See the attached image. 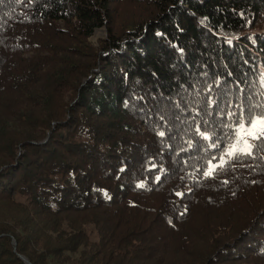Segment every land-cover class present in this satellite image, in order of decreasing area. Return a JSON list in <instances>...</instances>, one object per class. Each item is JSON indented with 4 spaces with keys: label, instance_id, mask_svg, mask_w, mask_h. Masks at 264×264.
Wrapping results in <instances>:
<instances>
[{
    "label": "trees",
    "instance_id": "16d2710c",
    "mask_svg": "<svg viewBox=\"0 0 264 264\" xmlns=\"http://www.w3.org/2000/svg\"><path fill=\"white\" fill-rule=\"evenodd\" d=\"M263 26L264 0H0V264H264V140L220 161L264 112Z\"/></svg>",
    "mask_w": 264,
    "mask_h": 264
},
{
    "label": "snow or ice",
    "instance_id": "6c2138e0",
    "mask_svg": "<svg viewBox=\"0 0 264 264\" xmlns=\"http://www.w3.org/2000/svg\"><path fill=\"white\" fill-rule=\"evenodd\" d=\"M236 107L240 109V112L233 128L235 139L220 149L222 152L220 156L221 163L225 161L226 156L253 155L252 149L257 145L250 143V141L264 140V112H251L246 110L244 105H237ZM257 107L260 106L258 105ZM228 115L230 117L237 116V113L229 112ZM160 135L163 136V133L161 132ZM204 138L208 139L207 136ZM211 171L212 169L209 168L205 172V176H208ZM138 186L142 187V185Z\"/></svg>",
    "mask_w": 264,
    "mask_h": 264
},
{
    "label": "rangeland",
    "instance_id": "374dc122",
    "mask_svg": "<svg viewBox=\"0 0 264 264\" xmlns=\"http://www.w3.org/2000/svg\"><path fill=\"white\" fill-rule=\"evenodd\" d=\"M264 27V26H263ZM106 32L104 29L95 30L93 36L89 39L91 43H95L98 39L105 38ZM115 120V119H114ZM108 122H114L111 119ZM117 122H114V124ZM253 141H250V143Z\"/></svg>",
    "mask_w": 264,
    "mask_h": 264
},
{
    "label": "water",
    "instance_id": "95a60500",
    "mask_svg": "<svg viewBox=\"0 0 264 264\" xmlns=\"http://www.w3.org/2000/svg\"><path fill=\"white\" fill-rule=\"evenodd\" d=\"M13 245H15V242H13ZM19 258L25 263V264H29V262L22 256H19Z\"/></svg>",
    "mask_w": 264,
    "mask_h": 264
}]
</instances>
